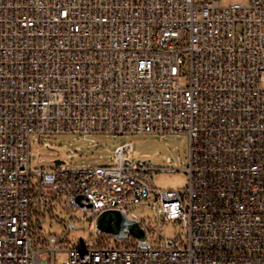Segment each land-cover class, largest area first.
Segmentation results:
<instances>
[{"label":"built area","instance_id":"1","mask_svg":"<svg viewBox=\"0 0 264 264\" xmlns=\"http://www.w3.org/2000/svg\"><path fill=\"white\" fill-rule=\"evenodd\" d=\"M51 135H184L188 165L140 164L127 142L34 172ZM178 171L186 188L157 187ZM108 210L145 241L98 230ZM87 211L91 242L62 248ZM0 264H264V0H0Z\"/></svg>","mask_w":264,"mask_h":264},{"label":"rangeland","instance_id":"2","mask_svg":"<svg viewBox=\"0 0 264 264\" xmlns=\"http://www.w3.org/2000/svg\"><path fill=\"white\" fill-rule=\"evenodd\" d=\"M198 2L203 0H197ZM223 6L235 3H244L247 0H219ZM189 68L185 66L182 77V85L188 84ZM96 143L74 135H51L44 137H34L31 141V162L34 172L43 169H50L56 166L55 161H68L71 165H94L108 164L111 160L110 151L117 145L131 142L134 147V161L150 160L154 166H169L177 169L186 168L188 165L189 138L184 135L168 136L160 139L156 136L133 135L125 137L95 136ZM59 152V155H58ZM77 154V157H75ZM167 159L171 160L168 163ZM188 175L182 171L176 173L159 174L156 185L164 190L184 189L188 185ZM61 212V211H60ZM136 213L140 219L151 226H157L154 211L151 208H137ZM89 215L87 212L77 213L78 230L70 233L62 248L76 246L80 243H90L91 235ZM61 219L70 222L72 219L69 214L62 213ZM44 234H55L62 236L66 229L56 220L47 218L44 223ZM167 237H173L177 229L168 224L164 228ZM59 258L67 260L66 253H60Z\"/></svg>","mask_w":264,"mask_h":264},{"label":"water","instance_id":"3","mask_svg":"<svg viewBox=\"0 0 264 264\" xmlns=\"http://www.w3.org/2000/svg\"><path fill=\"white\" fill-rule=\"evenodd\" d=\"M140 164H150V160L141 161L138 160ZM64 162L61 160H56V165H61ZM83 197L77 199V203L82 205ZM92 207V205H88ZM97 229L102 233L111 235L118 239H125L129 236H133L139 241H145L146 232L144 229L135 221L129 219L126 214L117 210H108L103 212L97 219ZM144 247V245H141Z\"/></svg>","mask_w":264,"mask_h":264}]
</instances>
